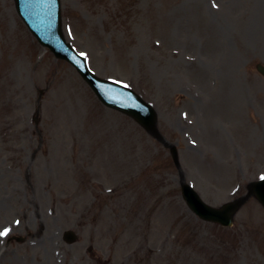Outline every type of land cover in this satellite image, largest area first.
<instances>
[{
    "label": "rangeland",
    "instance_id": "obj_1",
    "mask_svg": "<svg viewBox=\"0 0 264 264\" xmlns=\"http://www.w3.org/2000/svg\"><path fill=\"white\" fill-rule=\"evenodd\" d=\"M60 4L65 38L155 108L180 167L0 0V264H264L254 198L223 228L180 195L218 207L264 177V0Z\"/></svg>",
    "mask_w": 264,
    "mask_h": 264
},
{
    "label": "water",
    "instance_id": "obj_2",
    "mask_svg": "<svg viewBox=\"0 0 264 264\" xmlns=\"http://www.w3.org/2000/svg\"><path fill=\"white\" fill-rule=\"evenodd\" d=\"M18 14L25 22L38 42L48 47L57 58L67 60L76 67L79 74L94 91L98 99L107 107L128 115L139 123L149 134L163 141L156 129V116L153 110L129 89H123L113 82L94 76L85 66L82 59L66 44L60 30L59 0H15ZM257 70L264 75V66L257 64ZM131 94V95H130ZM171 156L178 165L177 151L167 145ZM182 197L188 207L202 220L229 226L234 214L251 197L254 196L264 207V180L252 182L247 187L245 196L226 203L219 208L204 204L198 195L187 185L181 186ZM68 242L75 240L71 232L65 233Z\"/></svg>",
    "mask_w": 264,
    "mask_h": 264
},
{
    "label": "snow or ice",
    "instance_id": "obj_3",
    "mask_svg": "<svg viewBox=\"0 0 264 264\" xmlns=\"http://www.w3.org/2000/svg\"><path fill=\"white\" fill-rule=\"evenodd\" d=\"M125 87H127V85H125ZM261 179H264V177H261ZM7 234H8V230L5 229L3 232H0V237L6 236Z\"/></svg>",
    "mask_w": 264,
    "mask_h": 264
},
{
    "label": "bare ground",
    "instance_id": "obj_4",
    "mask_svg": "<svg viewBox=\"0 0 264 264\" xmlns=\"http://www.w3.org/2000/svg\"><path fill=\"white\" fill-rule=\"evenodd\" d=\"M223 104V103H222ZM208 116V115H207Z\"/></svg>",
    "mask_w": 264,
    "mask_h": 264
}]
</instances>
